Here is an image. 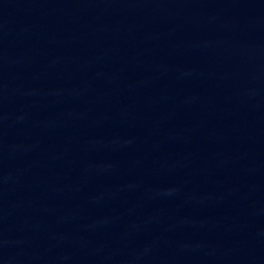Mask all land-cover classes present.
Masks as SVG:
<instances>
[{
  "label": "water",
  "instance_id": "obj_1",
  "mask_svg": "<svg viewBox=\"0 0 264 264\" xmlns=\"http://www.w3.org/2000/svg\"><path fill=\"white\" fill-rule=\"evenodd\" d=\"M0 264H264V0H0Z\"/></svg>",
  "mask_w": 264,
  "mask_h": 264
}]
</instances>
